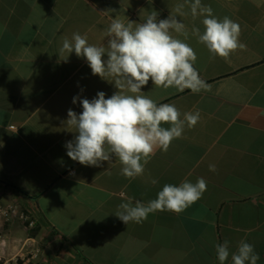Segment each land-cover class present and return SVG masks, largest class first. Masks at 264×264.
I'll return each instance as SVG.
<instances>
[{
	"label": "crops",
	"instance_id": "obj_1",
	"mask_svg": "<svg viewBox=\"0 0 264 264\" xmlns=\"http://www.w3.org/2000/svg\"><path fill=\"white\" fill-rule=\"evenodd\" d=\"M194 0H0V204L24 207L41 228L28 242L24 221L3 227L0 253L12 258L39 249L35 264H220L215 245L235 252L246 239L264 264V0H202L218 18L241 26L246 45L227 60L213 57L193 34ZM183 4V15L176 12ZM181 20L197 55L194 67L210 91L142 88L157 104L199 112L167 152L158 149L142 176L128 179L113 159L84 166L67 155L75 129L64 121L73 98H106L119 90L92 74L86 58L59 56L65 38L106 46L114 19L144 23L149 15ZM107 56H105V60ZM169 127V125H164ZM215 165L216 171H210ZM207 182L203 197L183 213L157 211L127 225L118 206L157 198L166 184ZM158 181L152 184L151 181ZM225 264H232L231 257Z\"/></svg>",
	"mask_w": 264,
	"mask_h": 264
},
{
	"label": "clouds",
	"instance_id": "obj_2",
	"mask_svg": "<svg viewBox=\"0 0 264 264\" xmlns=\"http://www.w3.org/2000/svg\"><path fill=\"white\" fill-rule=\"evenodd\" d=\"M183 7V4L176 7L179 15L184 14ZM190 10L193 17H204L203 33L196 27L192 32L213 57L227 60L238 49L246 48L240 41L241 26L237 22L227 16L216 17L212 7L202 4V0L191 2ZM173 32L182 34L185 40L188 37L185 24L177 16L171 14L158 20L154 12L139 24L114 19L105 33L106 46L91 45L78 33L71 40H63L59 56L68 53L69 57L74 52L77 57L86 58L93 75L107 81L106 78H111L119 90L109 98L102 91L92 100L73 98V103L83 108L80 114L69 109L64 121L76 133L74 140L65 145L73 161L102 167L103 162L110 165L115 158L122 165L121 174L134 179L144 174L145 166L158 149L167 152L172 142L182 137L185 126L197 125L199 112L184 113L182 119L174 104H157L142 91L150 81L157 88H175L179 92L211 90V85L194 67L197 61L194 49ZM209 170L216 171L215 165H209ZM151 183L158 181L153 179ZM206 190L203 178L196 183L185 180L179 186L166 184L157 198L147 204L131 198L121 203L115 216L127 225L141 223L157 211L179 215L197 203ZM215 250L220 264H225L229 257L232 264H257L259 260L254 245L246 239L239 242L235 252L230 251L227 240L216 244Z\"/></svg>",
	"mask_w": 264,
	"mask_h": 264
},
{
	"label": "built area",
	"instance_id": "obj_3",
	"mask_svg": "<svg viewBox=\"0 0 264 264\" xmlns=\"http://www.w3.org/2000/svg\"><path fill=\"white\" fill-rule=\"evenodd\" d=\"M19 217L24 221L25 228L27 230V239L28 242L35 240L33 236L32 229L36 225L35 219L30 217L29 212L18 203L11 205L0 204V219L3 218L5 222L11 221L13 218ZM27 223L29 225H27ZM2 231H0V239L2 238ZM26 251L22 254H18L12 258H7L0 253V262L2 264H35L36 256H38L40 250L35 249L28 251V243L25 245Z\"/></svg>",
	"mask_w": 264,
	"mask_h": 264
},
{
	"label": "trees",
	"instance_id": "obj_4",
	"mask_svg": "<svg viewBox=\"0 0 264 264\" xmlns=\"http://www.w3.org/2000/svg\"><path fill=\"white\" fill-rule=\"evenodd\" d=\"M29 214H30V217L32 218L31 213H29ZM33 220H34V218H33ZM6 224H7V222H5V220L3 218H1L0 219V231H3V227ZM27 225H29V224L27 223ZM40 228H41V224L36 222L35 227L32 229L33 236L37 235V233L39 232ZM0 264H2V263L0 262Z\"/></svg>",
	"mask_w": 264,
	"mask_h": 264
}]
</instances>
